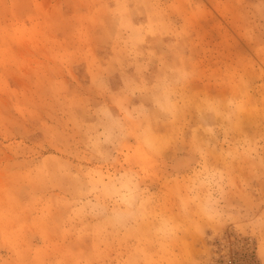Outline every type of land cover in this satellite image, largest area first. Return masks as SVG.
<instances>
[{"label": "rangeland", "instance_id": "obj_1", "mask_svg": "<svg viewBox=\"0 0 264 264\" xmlns=\"http://www.w3.org/2000/svg\"><path fill=\"white\" fill-rule=\"evenodd\" d=\"M0 264H264V0H0Z\"/></svg>", "mask_w": 264, "mask_h": 264}]
</instances>
